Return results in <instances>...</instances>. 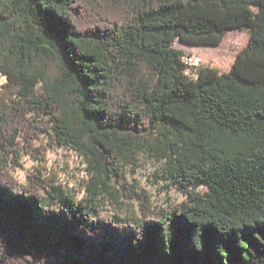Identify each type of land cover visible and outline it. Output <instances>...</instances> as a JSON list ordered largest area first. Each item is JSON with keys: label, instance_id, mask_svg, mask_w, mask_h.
<instances>
[{"label": "trees", "instance_id": "1", "mask_svg": "<svg viewBox=\"0 0 264 264\" xmlns=\"http://www.w3.org/2000/svg\"><path fill=\"white\" fill-rule=\"evenodd\" d=\"M232 31L228 70L173 47ZM63 147L83 191L43 164ZM0 264H264V0H0Z\"/></svg>", "mask_w": 264, "mask_h": 264}, {"label": "rangeland", "instance_id": "2", "mask_svg": "<svg viewBox=\"0 0 264 264\" xmlns=\"http://www.w3.org/2000/svg\"><path fill=\"white\" fill-rule=\"evenodd\" d=\"M249 41V33L229 32L222 44L218 45H188V43L176 40L173 43L175 49L183 51L190 65L199 63L200 66L212 65L218 66L220 69L228 70L240 50H242ZM196 74L193 71L192 75ZM83 160L72 150L57 148L49 150L47 160L43 163L49 173H53L65 185L78 191H83L85 181L88 179V172L82 162ZM40 163L33 161L31 158L24 159V167L15 169L14 176L19 182H25L27 175L37 167ZM157 168L154 165H143L139 170V189H145L150 192L153 202L159 206H165L181 201V193L163 183L156 174ZM130 183L135 184L129 178ZM135 187L134 190H137ZM141 190L138 192L141 193ZM133 192H128L130 195ZM132 201V200H130ZM136 201H132V203Z\"/></svg>", "mask_w": 264, "mask_h": 264}]
</instances>
